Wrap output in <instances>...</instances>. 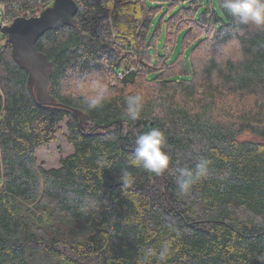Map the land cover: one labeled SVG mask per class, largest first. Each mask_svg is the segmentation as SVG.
Wrapping results in <instances>:
<instances>
[{"label":"trees","instance_id":"16d2710c","mask_svg":"<svg viewBox=\"0 0 264 264\" xmlns=\"http://www.w3.org/2000/svg\"><path fill=\"white\" fill-rule=\"evenodd\" d=\"M11 1L4 26L46 8ZM75 2L76 26L44 33L36 48L52 62L50 95L86 114L83 128L37 106L0 32V264H264V27L240 24L220 0L171 1L168 12L179 8L158 27L167 0ZM94 74L116 85L88 111L74 88ZM137 92L144 109L129 122L125 98ZM64 119L73 153L44 169L36 150ZM151 128L171 158L159 177L128 164ZM200 158L211 161L207 177L178 197L176 169Z\"/></svg>","mask_w":264,"mask_h":264},{"label":"clouds","instance_id":"9594fccd","mask_svg":"<svg viewBox=\"0 0 264 264\" xmlns=\"http://www.w3.org/2000/svg\"><path fill=\"white\" fill-rule=\"evenodd\" d=\"M220 7L240 24L264 27V0H220ZM74 91L79 96L81 105L88 111L102 108L113 95V89L98 74H94V78L87 85L77 82ZM144 104L145 97L141 93L128 95L125 98L123 118L129 122L139 120ZM166 144L165 133L159 128H151L139 133L135 137L133 151L128 160L129 167L143 168L157 177L164 175L169 170L171 159L165 150ZM210 165V160L200 158L194 169L188 167L176 169L177 196H189L195 184L207 177ZM119 180L125 188L132 187L136 182L127 169L122 170ZM168 250L167 243L162 245L159 252V259L162 262L166 260ZM147 251L149 255H155L152 249Z\"/></svg>","mask_w":264,"mask_h":264},{"label":"water","instance_id":"95a60500","mask_svg":"<svg viewBox=\"0 0 264 264\" xmlns=\"http://www.w3.org/2000/svg\"><path fill=\"white\" fill-rule=\"evenodd\" d=\"M77 9L75 0H54L38 16L15 18L10 25L0 26V29L8 37L13 61L27 73L28 91L37 106L49 110L51 115L54 111L70 113L77 125L83 128L88 124L89 117L78 109L56 102L50 95L52 62L36 48L37 41L44 33L76 26L74 16Z\"/></svg>","mask_w":264,"mask_h":264},{"label":"rangeland","instance_id":"374dc122","mask_svg":"<svg viewBox=\"0 0 264 264\" xmlns=\"http://www.w3.org/2000/svg\"><path fill=\"white\" fill-rule=\"evenodd\" d=\"M175 1V0H167L165 3H159L160 11L159 14L156 17L155 26L158 27V25L162 22L169 19L170 16H172L177 10L178 6L168 12L167 3ZM206 1V0H205ZM3 2V1H2ZM212 3L214 4V0H212ZM7 6V4H6ZM165 32V27H163V34ZM164 36V35H163ZM163 36L162 40L159 44V50L161 51L163 48ZM231 48V46H230ZM175 54L180 50V42L177 44V48L175 49ZM199 60V59H198ZM117 77L121 78L120 75ZM107 83L109 86L114 87L116 84L115 81L111 78L107 80ZM66 119H64L60 124V130L56 134V138L53 142H51L47 146L40 147L36 150V160L37 164L43 166L44 169H52V168H58L59 167V161L62 158H65L66 156L73 153V148L71 145L67 143L66 137L68 135V130L66 127ZM243 140H253V138L249 134H244L242 136Z\"/></svg>","mask_w":264,"mask_h":264},{"label":"built area","instance_id":"2783aa9c","mask_svg":"<svg viewBox=\"0 0 264 264\" xmlns=\"http://www.w3.org/2000/svg\"><path fill=\"white\" fill-rule=\"evenodd\" d=\"M3 1V2H2ZM0 1V26H4L3 22H2V17L4 15V8L7 5H10V4H13L14 2L11 1V0H2ZM43 2V4L46 6V7H49L52 5L53 1L54 0H41ZM28 14V17L27 18H31V17H36L38 16L39 14H37L36 16H32V15H29V12L27 13ZM5 27V26H4ZM0 32H3L1 29H0ZM2 45V41H1V36H0V47Z\"/></svg>","mask_w":264,"mask_h":264}]
</instances>
